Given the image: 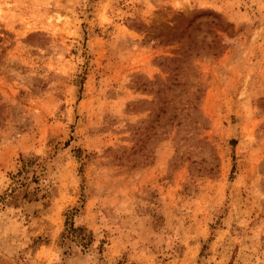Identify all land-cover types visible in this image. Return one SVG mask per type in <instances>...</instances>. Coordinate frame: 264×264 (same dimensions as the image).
I'll return each mask as SVG.
<instances>
[{
  "label": "rangeland",
  "instance_id": "374dc122",
  "mask_svg": "<svg viewBox=\"0 0 264 264\" xmlns=\"http://www.w3.org/2000/svg\"><path fill=\"white\" fill-rule=\"evenodd\" d=\"M0 264H264V0H0Z\"/></svg>",
  "mask_w": 264,
  "mask_h": 264
}]
</instances>
